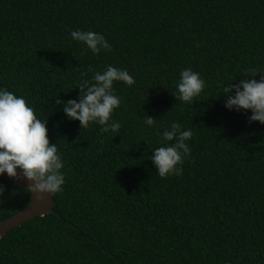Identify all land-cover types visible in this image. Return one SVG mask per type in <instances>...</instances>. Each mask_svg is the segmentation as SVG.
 <instances>
[{
	"label": "trees",
	"instance_id": "1",
	"mask_svg": "<svg viewBox=\"0 0 264 264\" xmlns=\"http://www.w3.org/2000/svg\"><path fill=\"white\" fill-rule=\"evenodd\" d=\"M102 34L93 55L71 30ZM107 65L119 133L79 127L55 101ZM264 68V0H0V86L23 95L64 162L52 212L0 236V264H264V125L223 106V87ZM205 80L193 105L175 100L179 72ZM155 127L143 124L145 116ZM173 121L191 129L182 174L147 159ZM147 141V143L145 142ZM0 220L30 192L0 176Z\"/></svg>",
	"mask_w": 264,
	"mask_h": 264
},
{
	"label": "clouds",
	"instance_id": "2",
	"mask_svg": "<svg viewBox=\"0 0 264 264\" xmlns=\"http://www.w3.org/2000/svg\"><path fill=\"white\" fill-rule=\"evenodd\" d=\"M69 35L93 55L111 50L108 41L98 32L77 29L71 30ZM89 71L93 72L91 78L76 84L79 88L76 99L62 101L58 98L55 103L62 105L61 111L68 120L79 122L80 129L95 124L100 126L101 133H119L121 124L112 119V115L122 101L115 94L114 83L122 82L131 87L136 82L127 70L113 65H107L102 71L89 66ZM245 74L259 78L231 80L222 89L223 106L230 111H250L248 122L264 125V68L257 67L250 75ZM204 88V78L191 68H185L179 72L176 92L172 95L175 100L193 105ZM155 119L146 115L143 124L155 127ZM47 132L46 120L37 118L30 101L0 86V175L30 181L27 187L37 199L45 194L62 193L65 183L64 162ZM159 136L161 146L149 147L152 154L147 159L161 178L181 175L183 162L190 154L188 141L193 136L192 130L173 121ZM4 192L5 186L0 184V199Z\"/></svg>",
	"mask_w": 264,
	"mask_h": 264
},
{
	"label": "water",
	"instance_id": "3",
	"mask_svg": "<svg viewBox=\"0 0 264 264\" xmlns=\"http://www.w3.org/2000/svg\"><path fill=\"white\" fill-rule=\"evenodd\" d=\"M0 176L14 184L22 186L30 192L28 202L21 210L0 220V236L3 235L7 230L19 225L25 220L53 211L51 208L52 195L45 194L42 199H37V195L32 193L27 187L30 184V181L23 179L16 180L15 178L8 177L7 174Z\"/></svg>",
	"mask_w": 264,
	"mask_h": 264
}]
</instances>
